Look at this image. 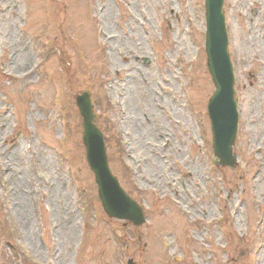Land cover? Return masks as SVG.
<instances>
[{"label":"rangeland","instance_id":"1","mask_svg":"<svg viewBox=\"0 0 264 264\" xmlns=\"http://www.w3.org/2000/svg\"><path fill=\"white\" fill-rule=\"evenodd\" d=\"M223 9L232 168L211 149L203 0H0V264H264V0ZM85 91L140 226L102 209Z\"/></svg>","mask_w":264,"mask_h":264},{"label":"water","instance_id":"2","mask_svg":"<svg viewBox=\"0 0 264 264\" xmlns=\"http://www.w3.org/2000/svg\"><path fill=\"white\" fill-rule=\"evenodd\" d=\"M205 53L207 68L215 91L207 106L210 119L213 151L223 166L232 167L238 112L234 100V75L227 52L228 37L223 13V0H204ZM76 106L83 119L82 142L86 149V161L94 174L98 197L110 218L127 220L135 226L145 222L142 209L125 194L113 177L107 162L103 134L94 124L93 107L88 92L76 97Z\"/></svg>","mask_w":264,"mask_h":264},{"label":"bare ground","instance_id":"3","mask_svg":"<svg viewBox=\"0 0 264 264\" xmlns=\"http://www.w3.org/2000/svg\"><path fill=\"white\" fill-rule=\"evenodd\" d=\"M133 117H134V115H133ZM121 120H122L124 126H126L128 124H129V126H132V127L134 126L133 118L125 112L122 113ZM145 145H146V143H145ZM7 165H8V163H7Z\"/></svg>","mask_w":264,"mask_h":264}]
</instances>
